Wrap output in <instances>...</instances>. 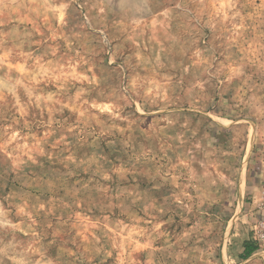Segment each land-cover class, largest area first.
<instances>
[{
	"label": "rangeland",
	"instance_id": "374dc122",
	"mask_svg": "<svg viewBox=\"0 0 264 264\" xmlns=\"http://www.w3.org/2000/svg\"><path fill=\"white\" fill-rule=\"evenodd\" d=\"M262 222L264 0H0V264H264Z\"/></svg>",
	"mask_w": 264,
	"mask_h": 264
},
{
	"label": "trees",
	"instance_id": "16d2710c",
	"mask_svg": "<svg viewBox=\"0 0 264 264\" xmlns=\"http://www.w3.org/2000/svg\"><path fill=\"white\" fill-rule=\"evenodd\" d=\"M259 251V248L254 243H245L243 253L241 255V259L243 261L248 260L250 257H252L255 253Z\"/></svg>",
	"mask_w": 264,
	"mask_h": 264
},
{
	"label": "built area",
	"instance_id": "2783aa9c",
	"mask_svg": "<svg viewBox=\"0 0 264 264\" xmlns=\"http://www.w3.org/2000/svg\"><path fill=\"white\" fill-rule=\"evenodd\" d=\"M254 240L258 244H264V222L254 229Z\"/></svg>",
	"mask_w": 264,
	"mask_h": 264
},
{
	"label": "crops",
	"instance_id": "0c3cea01",
	"mask_svg": "<svg viewBox=\"0 0 264 264\" xmlns=\"http://www.w3.org/2000/svg\"><path fill=\"white\" fill-rule=\"evenodd\" d=\"M255 254H256V253H255ZM255 254H254V255H255Z\"/></svg>",
	"mask_w": 264,
	"mask_h": 264
}]
</instances>
